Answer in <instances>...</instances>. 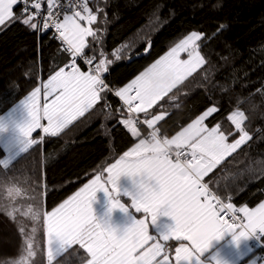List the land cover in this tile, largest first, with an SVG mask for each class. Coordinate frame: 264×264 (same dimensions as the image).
Masks as SVG:
<instances>
[{
  "label": "trees",
  "instance_id": "16d2710c",
  "mask_svg": "<svg viewBox=\"0 0 264 264\" xmlns=\"http://www.w3.org/2000/svg\"><path fill=\"white\" fill-rule=\"evenodd\" d=\"M97 5L107 18L98 14L91 25L94 31L99 29L98 42L93 37L87 40L91 48L114 61L104 78L116 86L129 83L192 31L207 36L199 43L210 63L189 77L179 92L173 90L178 100L169 102L165 97L147 117L141 115L150 119L163 114L152 128L160 137L172 139L215 105L218 111L206 123L210 127L219 124L227 135L236 131L227 116L238 100L243 101L239 107L248 118L245 129L252 140L221 162L205 181L222 199L232 196L237 207L263 202L264 0H89L93 10ZM149 44L148 55L128 63ZM118 48L122 58L116 61L112 53ZM61 49L50 33L38 34L20 23L0 30V118L69 62ZM85 53L92 54L88 48ZM108 101L109 108L90 109L57 136L39 134L40 141L7 167L2 164L7 152L0 144V264H13L26 256L29 236L35 252L29 264H48L43 214L105 173L137 142L118 122L132 115L115 96L109 94ZM140 128L148 135L147 128ZM37 211L41 215L34 220L32 213ZM89 259L86 249L73 246L52 264H86Z\"/></svg>",
  "mask_w": 264,
  "mask_h": 264
},
{
  "label": "snow or ice",
  "instance_id": "6c2138e0",
  "mask_svg": "<svg viewBox=\"0 0 264 264\" xmlns=\"http://www.w3.org/2000/svg\"><path fill=\"white\" fill-rule=\"evenodd\" d=\"M98 14L107 18L103 8L97 5L93 10L89 7V0L79 3L68 0L67 4L60 0H0V30L20 23L38 34L51 31L52 38L64 46L61 50L70 61L54 75H49L44 84L45 97L58 94L50 103L46 102L42 110L37 101L40 87L24 97L22 104L28 117L19 125V130L25 138V148L37 143L32 138L36 129L42 128L44 133L57 136L90 109L98 105L102 109L109 108V94L118 98L128 113H142L147 117L148 109L165 97H169V102L178 100L176 92L184 82L210 63L202 55L199 43L207 36L192 31L129 83L116 86L104 78L114 61L107 59L104 52L91 48L87 40V37H93L94 42H98L99 29L94 31L91 27ZM217 28L223 30L222 25H217ZM86 48L92 52L91 55L85 53ZM120 51L118 48L112 53L114 60L122 58ZM181 52L186 53L188 59L179 60ZM77 59L88 66V71H81ZM66 68L69 70L65 71ZM204 72V79H207V70ZM242 102L238 100L235 110L227 116L235 132L229 131L225 135L219 124L208 129L204 125L205 119L218 111L216 107H208L172 139H161L153 131L150 141L140 140L116 163L107 167L108 175L103 183L101 176L97 175L59 207L44 213L48 264H52L61 253L73 250V246L86 249L91 255L86 264H153V261L156 264H173L166 252L157 261L164 250V245L159 242L135 255L148 241L155 239L149 235V225L155 223L161 214L173 218L174 224L158 236L163 241H188L193 246L190 248L188 244L180 243L175 248L174 264H211L204 254L210 242L225 233H232L237 242L242 237L255 234L259 238L264 234V202L253 209L247 206L237 208L211 191L208 183L201 182L226 157L252 140L250 132L245 129L248 118L239 107ZM45 117L47 125H42L41 120ZM162 119L163 115H156L152 119H144L143 123L152 126ZM118 122L126 125L133 136L138 135L131 118ZM229 138L232 140L230 143ZM173 145L177 149L175 152ZM184 148L187 152L180 151ZM3 164L7 167L8 162ZM125 174L132 178V185L122 189L118 181ZM99 190L108 194L110 211L118 208L127 213L132 209L142 211L145 218H133L122 230L113 227L109 219L98 218L92 202ZM118 196L128 197L131 204L120 202ZM40 215L38 211L33 212L32 218L39 220ZM26 252V256L22 255L13 264H29V258L35 255L31 236L27 238ZM249 264L256 262L251 260Z\"/></svg>",
  "mask_w": 264,
  "mask_h": 264
},
{
  "label": "crops",
  "instance_id": "0c3cea01",
  "mask_svg": "<svg viewBox=\"0 0 264 264\" xmlns=\"http://www.w3.org/2000/svg\"><path fill=\"white\" fill-rule=\"evenodd\" d=\"M182 58H183V60L188 59L187 54L184 53ZM150 66H148V68ZM80 69H81V71H86L83 68H80ZM65 71H67V68L65 69ZM47 80H48V78L45 79L42 82V84L39 86L41 88V92L37 96V101H38V104H39V107L41 108V110L44 108V105H45L46 102L50 103L53 99H55V96L58 94V93H53V95L45 97L44 84L47 82ZM22 101H23V99L13 109H11L7 114H5L2 118H0V126H2V130L1 131H3V133L6 134L8 138L14 137V139L17 141V143L15 145L16 147H14V148H12L10 150V153L7 154L5 159L2 161V164H3L4 161H7V159L12 157L13 159H11L9 161V163H8V164H10L20 154H22L23 152H25L27 150V148L24 147V145L26 143L25 138L23 137L22 133L19 130V125L23 124L26 121L27 117H28V112H27L26 108L23 106ZM149 110L150 109H148V111ZM159 115H163V114H159ZM163 117H164V115H163ZM78 118L79 117H77V119ZM129 118H131L135 122V126H136V129H137V132H138V135L134 136V138L137 140V142L133 146H131L130 149H132V148L135 147L136 144L139 143L140 140L143 139L145 141H150L151 138H149L148 135H145L144 133H142L143 132L142 129L136 123V121H135L133 116H130L127 119H129ZM208 118L209 117H207L205 119L204 125L208 129H211V128L215 127V126L210 127V126L207 125L206 121H207ZM150 119H152V118H150ZM75 120H73L72 122H74ZM123 120H125V119H123ZM159 121H156L155 124L152 125V127H154ZM41 124L42 125H47V118L46 117L41 120ZM126 128L128 129L127 126H126ZM39 134L41 135V137L51 136V135H48V134L44 133L42 128L41 129H36L32 133V138L34 140H36L37 142L40 141V139H41L38 136ZM130 134H131V132H130ZM228 142H230V140H228ZM0 144L3 147H5L4 146L5 143L3 144V142L0 141ZM31 146L32 145H29L28 149ZM172 147H175V146L173 145ZM22 148L24 149V151L19 152L20 150H22ZM130 149H128L126 152H128ZM16 152H19V153H16ZM16 154H18V155H16ZM119 159H120V157L117 160H119ZM116 161L113 162L112 164L116 163ZM98 175L101 176V183H103L104 180L106 179V176L108 175V173H107V171H105V173L98 174ZM96 176H94L91 180L95 179ZM205 177L203 178V180H205ZM91 180H89L87 183H89ZM118 184H119V186L122 189L130 188L131 185H132V178L129 177L127 174L122 175L120 180L118 181ZM117 199H119L120 202L124 203L125 205H130L131 204L130 199L128 197H126V196H118ZM92 206H93V209H94V213L98 216V218L109 219V221H110V223L112 224L113 227H116V228L121 229V230L123 228H125L127 225H129L132 222L133 218H136V219L145 218L142 211L141 212H135L134 210L130 209L129 212L126 213L122 209H118V208L117 209H112L110 211V198H109L108 194L105 193L103 190H99L96 193V197L94 198V200L92 202ZM243 206H247L249 209H253V208L257 207V206L249 207L246 204L245 205L243 204V205L238 206V207L235 206V207L239 208V207H243ZM57 207H59V206H57ZM149 219H150V217H149ZM173 224H174L173 218H171L169 216H166V215H163V214L158 216L157 221L155 223L149 225V235L153 236L155 239L148 241V243L144 246V248L143 249H139L135 255H139L142 251H146L148 248H150L154 243L159 242V243L164 245V250L161 253V256L156 258L157 261L162 259L164 253L166 252L168 254V256H169V260L173 261V264H174L175 248L178 247L180 243H186V244H188V246L190 248L193 247V246L188 241L177 242L174 239H170L169 241H163L162 237L158 236L159 233L168 230V227L170 225H173ZM250 242H251V236L242 237L237 242L234 239V236H233L232 233H225L222 237L214 238L210 242L209 249L205 252L204 256L209 261H211V264H217V261H219L220 264H249V262L251 260L255 261L256 264H264V260H260L261 259L260 258V251L255 249V248H252V246L250 245ZM90 259H91V255H90ZM202 259H203V257H202ZM153 264H156V261H153ZM206 264H207V262H206Z\"/></svg>",
  "mask_w": 264,
  "mask_h": 264
},
{
  "label": "built area",
  "instance_id": "2783aa9c",
  "mask_svg": "<svg viewBox=\"0 0 264 264\" xmlns=\"http://www.w3.org/2000/svg\"><path fill=\"white\" fill-rule=\"evenodd\" d=\"M60 2L61 3H65V4H67L68 3V0H60ZM75 2H77V3H79V2H81V0H75ZM82 23H86L85 21H81ZM96 22V21H95ZM95 22H93V23H95ZM46 33H50L51 35H52V32L51 31H47ZM56 40V39H55ZM57 41V40H56ZM62 47H64L63 45H62ZM88 55H90V54H88ZM70 62V61H69ZM77 65L80 67V68H83L84 70H86V71H88V66H86L84 63H83V61L82 60H80V59H77ZM69 69H67V71H68ZM126 108V107H125ZM127 110V109H126ZM131 114V113H130ZM133 117H134V119H135V121H136V123L139 125V126H144L145 128H147L148 129V136H149V138H151V133L154 131L153 130V128H152V126H148V125H145L144 123H143V120L145 119L141 114H131ZM158 135V134H157ZM158 137L159 138H161V139H163V137H160L159 135H158ZM177 149L175 148V147H173V152H175ZM180 151H185V152H187V149L186 148H184V149H180ZM172 158H173V160H175V156L173 155L172 156ZM181 159H184V157H181ZM202 183H206V181L205 180H203L202 179V181H201ZM210 188V187H209ZM210 190H211V188H210ZM212 191V190H211ZM214 192V191H213ZM228 197H231V199H226V200H224V202L225 203H233V197L232 196H228ZM222 199V198H221ZM240 215V217L242 218V215L241 214H239ZM262 237H263V234L262 235H260V237L259 238H257V236L255 235V234H253V235H251V242H250V245L252 246V248H255V249H257V250H259L260 251V260H264V243H263V241H262Z\"/></svg>",
  "mask_w": 264,
  "mask_h": 264
},
{
  "label": "rangeland",
  "instance_id": "374dc122",
  "mask_svg": "<svg viewBox=\"0 0 264 264\" xmlns=\"http://www.w3.org/2000/svg\"><path fill=\"white\" fill-rule=\"evenodd\" d=\"M81 23H82V22H81ZM82 24H85V25H86V23H82ZM87 38H88V37H87ZM173 48H174V47H173ZM171 49H172V48H171ZM171 49H170V50H171ZM170 50H169V51H170ZM169 51H168V52H169ZM168 52H166V53H168ZM166 53H165V54H166ZM165 54H164V55H165ZM183 54H184V53L181 52V53L179 54V57H178V59L181 60V61L183 60V58H182ZM164 55H163V56H164ZM163 56H162V57H163ZM160 58H161V57H160ZM160 58H159V59H160ZM155 62H156V61H155ZM155 62H154V63H155ZM211 107H216V106L214 105V106H211ZM216 108H217V107H216ZM242 111H243V110H242ZM228 116H229V115H228ZM1 118H2V117H1ZM236 138H238V135H237ZM0 141L3 142V144L5 143V144H4V146H5L4 148H5L6 152H7V154L10 153V150H11L12 148L16 147L15 145H16V143H17V141L14 139V137H12V138H8L7 135L4 134L3 131H1V130H0ZM230 142H232V141H230ZM230 142H229V143H230ZM23 148H24V147H23ZM23 148H22V150H20L19 152L24 151L25 148H24V149H23ZM27 149H28V148H27ZM19 152H16V153H19ZM16 155H18V154H16ZM11 159H13V158L11 157V158L7 159V162L9 163V161H10Z\"/></svg>",
  "mask_w": 264,
  "mask_h": 264
},
{
  "label": "water",
  "instance_id": "95a60500",
  "mask_svg": "<svg viewBox=\"0 0 264 264\" xmlns=\"http://www.w3.org/2000/svg\"><path fill=\"white\" fill-rule=\"evenodd\" d=\"M150 51H151V44L148 45L147 51L139 53L138 55H135V56L133 55V57L128 60V63H131V62H133V61H135L137 59L145 57L146 55H148V53H150Z\"/></svg>",
  "mask_w": 264,
  "mask_h": 264
}]
</instances>
